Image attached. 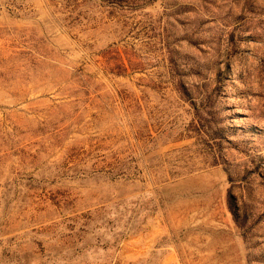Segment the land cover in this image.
I'll list each match as a JSON object with an SVG mask.
<instances>
[{"label": "rangeland", "instance_id": "rangeland-1", "mask_svg": "<svg viewBox=\"0 0 264 264\" xmlns=\"http://www.w3.org/2000/svg\"><path fill=\"white\" fill-rule=\"evenodd\" d=\"M0 264H264V0H0Z\"/></svg>", "mask_w": 264, "mask_h": 264}, {"label": "trees", "instance_id": "trees-1", "mask_svg": "<svg viewBox=\"0 0 264 264\" xmlns=\"http://www.w3.org/2000/svg\"><path fill=\"white\" fill-rule=\"evenodd\" d=\"M235 212L233 211V214H234Z\"/></svg>", "mask_w": 264, "mask_h": 264}]
</instances>
